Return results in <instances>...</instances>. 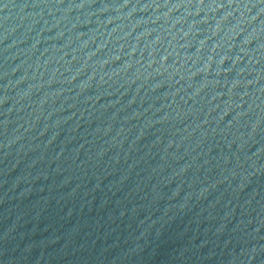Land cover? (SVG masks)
Segmentation results:
<instances>
[{
    "label": "water",
    "instance_id": "water-1",
    "mask_svg": "<svg viewBox=\"0 0 264 264\" xmlns=\"http://www.w3.org/2000/svg\"><path fill=\"white\" fill-rule=\"evenodd\" d=\"M0 264H264V0H0Z\"/></svg>",
    "mask_w": 264,
    "mask_h": 264
}]
</instances>
